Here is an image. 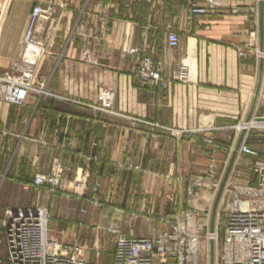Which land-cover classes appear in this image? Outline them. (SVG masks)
<instances>
[{"label":"crops","instance_id":"crops-1","mask_svg":"<svg viewBox=\"0 0 264 264\" xmlns=\"http://www.w3.org/2000/svg\"><path fill=\"white\" fill-rule=\"evenodd\" d=\"M214 1L215 11L196 16L191 7H205L207 0H0V73L23 52L32 7L52 10L37 19L34 33L43 50L34 82L43 92H29L20 105L0 101V264H8L1 220L9 209L48 206L52 228L64 219L58 214L68 215L71 235L61 243L80 248L90 264H110L115 237L100 226L110 204L162 216L211 208L237 125L254 100L252 117L264 110V60L260 75L256 54L261 44L264 49V1L262 43L259 0ZM169 32L178 35L176 47L167 43ZM144 57L161 66L166 86L140 82L135 72ZM181 64L188 67L187 83L170 80ZM100 89L114 93L109 108L100 106ZM261 126L253 123L244 137L257 155L238 151L228 184L232 176L239 184L261 182L253 168L264 153ZM46 173L61 179L52 194L32 183ZM206 175L216 184L199 203L186 183ZM79 178L96 182L98 191L77 193ZM18 192L33 198L16 203L11 196ZM96 196L104 207L90 204ZM148 213L139 221L161 226L166 218ZM133 233L131 225L121 230L137 237Z\"/></svg>","mask_w":264,"mask_h":264},{"label":"built area","instance_id":"built-area-1","mask_svg":"<svg viewBox=\"0 0 264 264\" xmlns=\"http://www.w3.org/2000/svg\"><path fill=\"white\" fill-rule=\"evenodd\" d=\"M217 6L214 0H207L205 7L193 5L190 12L192 15H202L215 11ZM51 13L50 7H32L23 34L21 58L10 64L8 72L0 75V101L21 104L28 96L32 89L30 78L33 67L43 53L41 44L34 35L35 24L40 16ZM178 42L176 33L167 34L170 47H176ZM29 45L38 49L34 60L29 59L26 54ZM239 54L243 56L244 52L240 51ZM256 54L258 60H264V49H258ZM161 71V66H154L150 58L144 57L135 74L142 84L151 88L164 87L168 82L162 77ZM170 80L189 82L188 67L179 65L171 73ZM97 99L102 108H109L113 104L114 93L100 89ZM258 117L263 120L253 119L251 123L244 121L242 125H237L239 132H248L253 123L258 122L262 123L264 131V110ZM208 141L215 143L212 138ZM262 142L264 146V136ZM239 153L257 155L255 150L245 145L244 140ZM253 168L262 175L259 185L229 183L224 188L222 199L226 196L227 201L221 238L217 228L219 213L214 234L207 226L208 211L205 223L196 222L194 214L188 212L181 223L173 228V232L159 234L153 239L118 234L110 264H201L200 256L202 252L209 254L211 240H215L214 264H264V153L262 158L254 161ZM59 180L60 177L55 173L36 175L33 185L56 189ZM195 183L197 182L193 181L191 184ZM48 218L47 210L40 207L9 209L5 212L2 227L8 249V264H90L83 257L80 248L62 244L57 236L50 233ZM201 241H204L202 246ZM205 264H210V256Z\"/></svg>","mask_w":264,"mask_h":264},{"label":"rangeland","instance_id":"rangeland-1","mask_svg":"<svg viewBox=\"0 0 264 264\" xmlns=\"http://www.w3.org/2000/svg\"><path fill=\"white\" fill-rule=\"evenodd\" d=\"M41 57V56H40ZM39 57V58H40ZM21 58V57H20ZM38 58V60H39ZM37 60V61H38ZM37 65V64H36ZM36 65L33 67V72H32V76L30 78L31 80V86L32 89L31 91H38L39 94H41L43 92L42 87H40V84H38V82H34V77H35V71H36ZM10 67V65H9ZM9 71V69H8ZM7 71V72H8ZM6 72H2L0 73V75L4 74ZM22 104V103H21ZM16 105H20V104H16ZM180 133V132H179ZM196 132H188V134H195ZM209 138L211 137H207L206 141L209 142ZM213 141L215 142L214 138L212 137ZM210 143V142H209ZM216 143V142H215ZM214 144V143H212ZM127 168L129 169H137V166H130L128 165ZM46 174H52V173H46ZM46 174H38V175H46ZM36 176V175H35ZM34 176V177H35ZM234 176H232V180H231V184L236 183L234 182ZM34 180V178H33ZM32 180V183H33ZM193 181H196L197 183H195L194 185H192L191 183ZM61 184V179L59 180V184L57 186L56 189L51 188L50 186H43L45 188H47L48 193H54L55 191H57L59 189V186ZM216 184V182L212 179H210L209 175L203 176V177H196V176H192L191 178H189L187 180L186 183V191L188 193V195H190V197H193V199H196L199 203H201L200 201V197L202 196V193L205 190H209V192H211L214 188V185ZM74 186H75V190L77 193L81 192L84 193L88 188L93 192L96 193L98 190V184L96 182H94L93 184H89L87 180L83 179V178H79L76 179L74 181ZM37 187V186H36ZM218 187H216L217 189ZM16 190V188L14 187V191ZM218 190V189H217ZM131 194V193H130ZM128 194L127 195V199H129L131 197V195ZM14 201L16 203H20L23 202L25 199H31L33 198V194L32 192H29L28 194H21V193H14ZM69 199H71V196L68 195ZM119 197V196H117ZM97 196L90 201L91 205H95L96 206H101L104 207V202L96 199ZM227 197L224 196L222 201H221V205H220V210H219V216H218V236L219 238L222 237L223 235V223L225 220V205H226V199ZM48 200H46V202L48 201L51 202V200L49 198H47ZM90 199V198H89ZM117 198H115V196L113 195L112 199H111V203L115 202ZM115 200V201H114ZM104 201V200H103ZM198 203V204H199ZM113 204V203H112ZM112 204H110L108 207H106L105 211H103V215H106V218L104 220V224H101L100 226L105 229L107 232H109L113 237H117L118 234H121V230L123 228H125L126 226H130L134 231V235L137 236L138 238H155L156 236H158L159 234L168 232L171 233L173 232V228L177 225H179L181 223V220H183L185 218V215L188 212H191L194 214L195 216V221L198 223H205L206 221V214L208 211V207L205 209H201L199 207L195 208V209H182V210H177L175 212H169V214H166V216H162L163 214H161L160 212H147V211H137V210H127V211H121L119 209H114L115 206H113ZM199 206V205H197ZM32 207H40V208H44L45 210H47V213L49 215L48 218V227L50 229L54 230V233H52L53 235L57 236L58 239L60 240V242L63 241H68L69 236L71 235V233L69 232L70 229H72L70 226H66L67 222H68V215L67 217H65L66 215L64 214H58L60 215V217L64 218L61 219V224H58L57 227L52 228L51 227V219H52V211H50V207L48 208V206H32ZM83 210H80V212H82ZM145 213H148L151 215V217L158 219V218H163V220H160V224L161 226H158L157 223L153 222V221H146L145 219L144 221H139V217H149L145 215ZM127 216V220H125V217ZM67 218V219H65ZM3 220V219H2ZM1 220V221H2ZM2 223V222H1ZM142 223V225H141ZM130 224V225H129ZM69 230V231H68ZM206 231V227L203 228V232ZM133 236V235H132ZM75 242V241H74ZM112 241L108 243L109 246H111Z\"/></svg>","mask_w":264,"mask_h":264},{"label":"water","instance_id":"water-1","mask_svg":"<svg viewBox=\"0 0 264 264\" xmlns=\"http://www.w3.org/2000/svg\"><path fill=\"white\" fill-rule=\"evenodd\" d=\"M262 29H263V3L262 1H260V16H259V30H260V41L262 43ZM260 50H262V44L260 45ZM262 65H263V60H260V75L262 73ZM260 84V82H259ZM259 84H258V87H259ZM254 104H255V100L251 106V109L246 117V120L245 122L246 123H249L251 118H252V112H253V108H254ZM255 121H261L263 120V118L261 117H254L253 118ZM244 130H242L238 136V139H237V142L234 146V149H233V152L231 154V157H230V160L228 162V165L226 167V170L224 172V175L222 177V180L219 184V187H218V190L216 192V195H215V198H214V201H213V205H212V208H211V213H210V227H209V231L210 232H213V225H214V220H215V214H216V209H217V205H218V202H219V199H220V196L222 194V191L224 189V186H225V183L227 181V178L230 174V171H231V168H232V165L234 163V160L236 158V155L239 151V146H240V143L242 142V139H243V136H244ZM209 256H210V264H214V244H213V241L211 240L210 241V248H209Z\"/></svg>","mask_w":264,"mask_h":264},{"label":"bare ground","instance_id":"bare-ground-1","mask_svg":"<svg viewBox=\"0 0 264 264\" xmlns=\"http://www.w3.org/2000/svg\"><path fill=\"white\" fill-rule=\"evenodd\" d=\"M37 51H38V49L36 47L29 45L28 49L26 50V54H27L29 59L34 60L35 59V53ZM33 56H34V58H33ZM251 122H253V117L250 120V123ZM245 133H246V131L244 132V136H245ZM244 136H243L242 142L244 140ZM242 142L240 143V146L242 145ZM240 146H239V148H240ZM227 184H228V180L226 181L224 188L226 187ZM216 187H219V183L216 185ZM223 191H224V189H223ZM223 191H222V193H223ZM221 201H222V194L220 196V199H219V202H218V205H217V209H216L215 220H214V225H213V233L214 234L216 232V222H217V216H218V213H219V208H220ZM210 207L212 208V206H210ZM211 208L208 209V219L206 221L208 227H210V219H209L210 217L209 216H210V213H211ZM202 240H204V239H202ZM203 242L204 241H201V243H202L201 246L203 245ZM213 244H214V256H215V240L213 241ZM208 259H209V254H205L204 252H202V254L200 256V260H199L200 263L201 264H205Z\"/></svg>","mask_w":264,"mask_h":264}]
</instances>
